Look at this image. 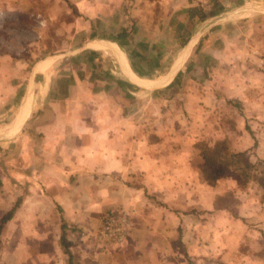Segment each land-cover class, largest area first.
<instances>
[{"label":"crops","instance_id":"0c3cea01","mask_svg":"<svg viewBox=\"0 0 264 264\" xmlns=\"http://www.w3.org/2000/svg\"><path fill=\"white\" fill-rule=\"evenodd\" d=\"M191 1L197 0H93L98 21L109 18L103 31H119L99 37L108 41L90 43H108L112 55L101 46L89 47L87 40L76 52L40 58L17 85L0 90V99L14 101L0 123V218L19 200L0 232V264H67L58 247V207L67 223L83 227L71 251L77 264H264L262 203L235 194L233 181L229 192L220 181L207 185L195 138L176 128L162 97L150 105V94L168 88L181 91L175 95L184 101L207 102L213 95L211 86L171 87L176 80L184 85L179 80L205 76H194V66L185 67L188 76L180 78L194 40L163 68L172 47L167 44L174 33L170 26L195 19ZM126 16L131 20L122 19ZM235 21L207 37L206 50L213 57L215 45L225 43V57L219 56L225 64L236 60L232 44L238 52L243 42L249 45L244 35L231 36L247 22ZM117 56L141 81L163 82L137 86ZM228 78L225 72V96H246L238 89L228 92ZM118 210L128 212L135 227L104 250L95 242V231L104 211ZM183 224L193 239L191 251H179L175 241Z\"/></svg>","mask_w":264,"mask_h":264},{"label":"rangeland","instance_id":"374dc122","mask_svg":"<svg viewBox=\"0 0 264 264\" xmlns=\"http://www.w3.org/2000/svg\"><path fill=\"white\" fill-rule=\"evenodd\" d=\"M166 5H168V2ZM237 6L242 8L231 11L225 16V11ZM93 8V0H90V2L89 0H0V90L7 86L17 85L20 76L23 79L30 67L40 58L51 54L76 52L79 50L76 48L82 46L83 42L87 40H89L87 44L89 47L99 49L96 46L97 44L93 46L90 42L93 40L108 41L99 39V37L117 34L116 31L119 30H115L112 35L107 31H103L104 25L109 23V18L104 16V21L99 22L97 17L94 16ZM190 10L195 16L193 22L186 20V22L179 23V25L176 23V25L170 26L174 33L170 32L172 41L169 39L167 44L172 47H169L165 53L166 60L163 68L168 69L179 50L184 46L183 41L189 40L195 30L202 27L201 37L195 44V46L198 44V48L193 53L194 46L189 53L188 62L186 61V65L184 64L181 67L184 72H182L183 75L181 74L180 78L183 79L188 76L187 69L194 66L193 75L204 72L205 76L202 78H196V76V80L189 82L179 80L184 85L176 80L171 87L178 84V89L185 91L184 87L188 90L190 87H196L197 85L206 89L211 86L210 89L213 90L214 96L211 95L207 102L195 101L194 98L184 101L182 95H175V93L181 91L171 92L168 88V90L160 91L162 93H159L160 95L157 93L150 94V105H155L156 102L153 99L157 96L163 98V106L174 113V117L171 116L170 120L176 119L174 120L176 128L186 131L195 138L196 143L194 146L198 150L201 162L202 157L199 148L201 142H205L210 147H215L218 151V157H225V153L229 152L246 151L251 163H254L257 159L264 160V12L257 13L264 11V0H197L191 1ZM201 13L204 15L202 20L199 18ZM246 13H251V15L246 18H239ZM122 19L131 20L128 16L122 17ZM237 19L247 21L246 25L237 32L230 31L231 36H239L240 34L243 38L244 35L249 45H245L242 41L243 46L238 52L239 46L232 44L230 54L234 55L236 60L233 63L226 62L225 64L219 60V56L225 57V43L220 41L221 45H215L216 56L213 57L206 50L208 43L211 41L207 37L209 32L214 31L213 33H216V29L225 28V25H230L229 23L234 24V20L237 21ZM121 28L123 30L128 29L129 24ZM177 32L182 34L176 35ZM173 35L175 36L173 37ZM101 49L109 55L113 54L109 48ZM160 70H162V67ZM225 72L229 74L227 79L229 90L227 91L235 93V89H238L242 93L245 92L246 96L242 98L225 96ZM132 75L140 81L133 72ZM213 78H215V81ZM22 79V84L19 87L21 90L24 87ZM153 82L147 86L161 84L163 79L161 82L160 80L157 81L158 83ZM212 86H217V88ZM11 102L0 99V123L8 119V117L5 119L4 109L10 107ZM200 164L198 165L199 169ZM257 171L254 169L251 170V173H257ZM218 181H220V187L224 190L225 188L228 190V185L231 186L229 182L233 181L236 188L233 185L231 187H234L235 194H238L239 197L254 200L252 204L261 202L262 207H264L263 188L255 180L249 179L248 183L242 188L239 187V184L231 175L223 176ZM219 205H225V196L222 197ZM61 210L57 208L58 216L61 214ZM120 213L127 214L131 223L130 228L118 241H109L101 237V228L105 219L108 216ZM185 214L190 221L193 214L192 208L189 207ZM132 220L133 218L125 210H118L117 212L104 211L101 214V223L95 231V242L102 249L108 250L111 245L121 242L131 233L132 228L135 227ZM67 229V236L71 240L70 249L73 251L72 246L75 242H80L83 227L78 224L67 223ZM184 230V224L182 227H178L175 241L181 248L179 251H191L194 248H191L193 239L186 230L187 237L184 236ZM60 234L61 231H59V237ZM59 237L58 247L61 251ZM250 240H253V237L250 236ZM245 250H247V247H245Z\"/></svg>","mask_w":264,"mask_h":264},{"label":"trees","instance_id":"16d2710c","mask_svg":"<svg viewBox=\"0 0 264 264\" xmlns=\"http://www.w3.org/2000/svg\"><path fill=\"white\" fill-rule=\"evenodd\" d=\"M191 16H193L192 10ZM200 20L204 18L201 13L199 15ZM207 35V34H205ZM204 35V36H205ZM188 41V40H187ZM186 40L183 43L187 42ZM198 48V44L194 47L193 53H195ZM180 73L178 74V76ZM255 143V142H254ZM256 145V143H255ZM200 155L202 157V162L200 164V170L205 183L209 186H215L218 179L231 175L239 187H244L248 183L249 179L255 180L262 188L264 193V160L257 159L254 163H251L247 157L246 151H237L225 153V157H218V151L215 147L208 146L205 142H201ZM226 150V145H225ZM228 150V149H227ZM217 153V154H216ZM258 170L257 173H251V170ZM264 201V198H263ZM19 200L17 199L13 208L5 212L0 218V232L4 224L12 217L14 208L18 205ZM58 209H61L58 207ZM60 211V210H59ZM61 223H60V237L59 244L62 253L66 257L67 264H77V261L73 258V254L70 249L71 240L67 236V221L61 210ZM69 224V223H68Z\"/></svg>","mask_w":264,"mask_h":264},{"label":"built area","instance_id":"2783aa9c","mask_svg":"<svg viewBox=\"0 0 264 264\" xmlns=\"http://www.w3.org/2000/svg\"><path fill=\"white\" fill-rule=\"evenodd\" d=\"M130 220L125 213L108 216L101 228V237L109 241H118L130 228Z\"/></svg>","mask_w":264,"mask_h":264},{"label":"bare ground","instance_id":"6f19581e","mask_svg":"<svg viewBox=\"0 0 264 264\" xmlns=\"http://www.w3.org/2000/svg\"><path fill=\"white\" fill-rule=\"evenodd\" d=\"M252 11V10H251ZM99 44H103V45H99ZM99 44H97L96 46H101L102 48H107V46L110 48V49H112V51H114L113 50V46L112 47H110V45L107 43H101V42H99ZM105 45V46H104ZM107 45V46H106ZM115 49V48H114ZM118 57V56H117ZM119 59H120V61H121V58L120 57H118ZM121 65H122V68L124 69V71H126L127 73H128V75H129V77H130V79L134 82V83H136L137 85H139V86H141V87H145V88H153V87H155L156 85H153V86H151V87H148L149 85H151L150 83H148V82H143V81H139V80H137V79H135L134 77H133V75H132V72H131V70H129L123 63H122V61H121ZM157 82V81H156ZM161 82V81H160ZM144 83V84H143ZM154 83V82H153ZM148 85V86H147ZM158 87V86H157Z\"/></svg>","mask_w":264,"mask_h":264},{"label":"water","instance_id":"95a60500","mask_svg":"<svg viewBox=\"0 0 264 264\" xmlns=\"http://www.w3.org/2000/svg\"><path fill=\"white\" fill-rule=\"evenodd\" d=\"M238 8H242L241 6L239 7V6H237V7H234V8H232V9H230V10H227V11H225V16L228 14V13H230L231 11H235L236 9H238ZM262 12H264L263 10L262 11H259V12H257V13H262ZM224 14V13H223ZM202 27L201 28H199L198 30H196L195 32H194V34L191 36V38L189 39V40H194V42H193V47L195 46V44L198 42V40H199V38H200V36H201V33H202ZM178 58V57H177ZM177 60V59H176ZM175 60V61H176ZM174 65V64H173ZM148 89V88H147Z\"/></svg>","mask_w":264,"mask_h":264}]
</instances>
